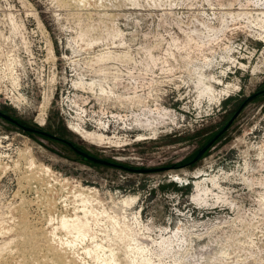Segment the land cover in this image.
I'll return each mask as SVG.
<instances>
[{
    "label": "rangeland",
    "instance_id": "374dc122",
    "mask_svg": "<svg viewBox=\"0 0 264 264\" xmlns=\"http://www.w3.org/2000/svg\"><path fill=\"white\" fill-rule=\"evenodd\" d=\"M262 88L264 0H0V109L177 166L0 116V264H264Z\"/></svg>",
    "mask_w": 264,
    "mask_h": 264
},
{
    "label": "water",
    "instance_id": "95a60500",
    "mask_svg": "<svg viewBox=\"0 0 264 264\" xmlns=\"http://www.w3.org/2000/svg\"><path fill=\"white\" fill-rule=\"evenodd\" d=\"M264 93V88L253 92L252 94H250L249 96H247L242 103L239 105V107L235 110V112L232 114V116L229 118V120L224 124V126L208 141L206 142V144H204L199 151L197 152V154L194 156V158L189 162V163H193L195 161H197L198 159L201 158V156L205 153V151L212 146V144L215 142V140H217L231 125L232 123L235 121V119L238 117V115L240 114L241 110L244 108V106L254 97H256L259 94ZM0 116L11 120L13 122H15L16 124L20 125L22 128H24L25 130H29V131H33V132H39L48 136H51L53 138H57L60 139L64 142H66L67 144H69L70 146H72L79 154H81L82 156H84L85 158L91 159L93 161L96 162H100V163H105V164H110V165H114V166H118V167H122L125 168L127 170H131V171H138V172H151V171H157V170H163V169H169V168H174L177 167L176 165H163V166H152V167H135V166H130L121 162H117V161H113V160H109L103 157H99L96 156L94 154L89 153L86 150H83L81 148H79L78 146H76L70 139L65 138V137H61L58 136L57 134H54L50 131H47L45 129L39 128L37 126H32V125H28L24 122H21L18 118L14 117L13 115L3 111L2 109H0Z\"/></svg>",
    "mask_w": 264,
    "mask_h": 264
},
{
    "label": "bare ground",
    "instance_id": "6f19581e",
    "mask_svg": "<svg viewBox=\"0 0 264 264\" xmlns=\"http://www.w3.org/2000/svg\"><path fill=\"white\" fill-rule=\"evenodd\" d=\"M44 109H45V106H44L43 110H44ZM155 131L158 132L159 130L157 129V130H155ZM83 136H84V137H87V136L84 135V134H83ZM88 138L91 139L92 141H93V140H103L101 137H96V136H94V135H88Z\"/></svg>",
    "mask_w": 264,
    "mask_h": 264
},
{
    "label": "flooded vegetation",
    "instance_id": "af4514ba",
    "mask_svg": "<svg viewBox=\"0 0 264 264\" xmlns=\"http://www.w3.org/2000/svg\"><path fill=\"white\" fill-rule=\"evenodd\" d=\"M72 141V140H71ZM64 142V141H63ZM73 142V141H72ZM66 143V142H65ZM76 146H78L79 148H81L79 145H77L75 142H73ZM69 145V144H68ZM70 146V145H69ZM72 147V146H71ZM73 148V147H72ZM74 149V148H73ZM81 149H83V148H81ZM75 150V149H74ZM83 150H85V149H83ZM76 151V150H75ZM77 152V151H76ZM78 153V152H77ZM79 154V153H78ZM81 155V154H80Z\"/></svg>",
    "mask_w": 264,
    "mask_h": 264
}]
</instances>
